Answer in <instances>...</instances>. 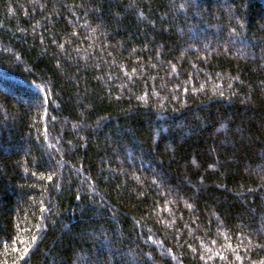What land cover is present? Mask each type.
I'll return each mask as SVG.
<instances>
[{"label": "trees", "instance_id": "16d2710c", "mask_svg": "<svg viewBox=\"0 0 264 264\" xmlns=\"http://www.w3.org/2000/svg\"><path fill=\"white\" fill-rule=\"evenodd\" d=\"M0 264H264V0H0Z\"/></svg>", "mask_w": 264, "mask_h": 264}]
</instances>
